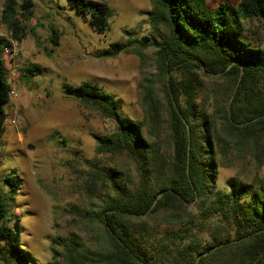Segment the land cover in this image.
<instances>
[{
  "label": "trees",
  "instance_id": "obj_1",
  "mask_svg": "<svg viewBox=\"0 0 264 264\" xmlns=\"http://www.w3.org/2000/svg\"><path fill=\"white\" fill-rule=\"evenodd\" d=\"M65 1L98 32L110 28L107 3ZM150 2V23L159 36L114 42L99 54L134 52L141 58L142 120L125 116L121 102L96 84L63 87L115 123L110 135L96 138V153L128 160L117 167L85 161L90 171L83 217L96 258L79 236L67 246L66 258L76 253L80 264H264V177L223 183L219 177L221 166L237 157L264 163V39L256 43L246 35L248 22L264 23V0L216 7L207 0ZM12 4L6 0L4 20L21 42ZM58 38L54 31L55 46ZM7 44L0 39V139L12 92L3 56ZM202 96L212 100L211 112ZM6 183L10 193L20 185L14 175ZM200 216L221 222L209 239L194 231ZM14 217L0 194L2 259L29 264L19 221L8 226ZM163 225L178 229L161 235ZM46 264L62 263L54 257Z\"/></svg>",
  "mask_w": 264,
  "mask_h": 264
},
{
  "label": "rangeland",
  "instance_id": "obj_2",
  "mask_svg": "<svg viewBox=\"0 0 264 264\" xmlns=\"http://www.w3.org/2000/svg\"><path fill=\"white\" fill-rule=\"evenodd\" d=\"M12 1L15 18L22 28L19 35L23 38L16 55L5 51L3 54L12 87L5 132L0 139V194L8 200L15 215L8 226L13 227L19 221L21 243L29 255V264H46L54 257L62 264H80L76 253L66 258L67 246L75 236L81 237L85 247L90 248L88 256L96 258L90 228L83 217L90 171L85 161H94L100 167H117L116 164L128 160L96 153V138L110 135L115 123L67 96L63 87L83 82L96 84L121 102L125 116L142 120L141 58L134 52L115 58L99 54L111 43L142 40L159 36L160 32L152 30L150 0H95L107 3L113 12L110 28L104 33L95 30L86 17L70 10L65 0ZM240 1L207 0L210 7L223 2L237 5ZM27 5L28 10L24 9ZM6 9V0H0L2 39L12 38L9 22L4 20ZM54 31L58 32L57 46L52 42ZM246 35L256 43L264 39L263 21L248 22ZM148 56L153 57L152 50ZM203 102L211 112L212 100ZM168 146L166 141L164 147ZM12 175L20 185L10 193L12 188L6 178ZM257 175L264 177V163L258 165L238 157L222 165L219 171L222 183ZM198 222L194 231L205 239L221 223L213 217L203 220L201 216ZM177 229L163 225L159 233L166 235ZM0 264H5L1 253Z\"/></svg>",
  "mask_w": 264,
  "mask_h": 264
},
{
  "label": "built area",
  "instance_id": "obj_3",
  "mask_svg": "<svg viewBox=\"0 0 264 264\" xmlns=\"http://www.w3.org/2000/svg\"><path fill=\"white\" fill-rule=\"evenodd\" d=\"M0 16L3 17V13L0 12ZM4 40H6V42L8 43L7 46L5 47V52L11 55H16V53L18 52L19 41L14 39L13 37Z\"/></svg>",
  "mask_w": 264,
  "mask_h": 264
}]
</instances>
